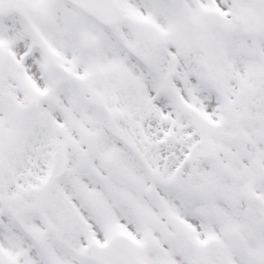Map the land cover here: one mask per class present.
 <instances>
[{
    "label": "snow or ice",
    "instance_id": "obj_1",
    "mask_svg": "<svg viewBox=\"0 0 264 264\" xmlns=\"http://www.w3.org/2000/svg\"><path fill=\"white\" fill-rule=\"evenodd\" d=\"M0 264H264V0H0Z\"/></svg>",
    "mask_w": 264,
    "mask_h": 264
}]
</instances>
